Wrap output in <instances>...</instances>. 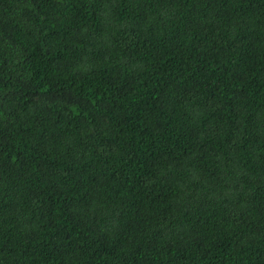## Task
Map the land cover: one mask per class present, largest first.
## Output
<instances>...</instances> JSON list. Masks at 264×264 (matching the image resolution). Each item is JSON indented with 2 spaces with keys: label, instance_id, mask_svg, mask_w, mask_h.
<instances>
[{
  "label": "trees",
  "instance_id": "trees-1",
  "mask_svg": "<svg viewBox=\"0 0 264 264\" xmlns=\"http://www.w3.org/2000/svg\"><path fill=\"white\" fill-rule=\"evenodd\" d=\"M0 264H264V0H0Z\"/></svg>",
  "mask_w": 264,
  "mask_h": 264
}]
</instances>
